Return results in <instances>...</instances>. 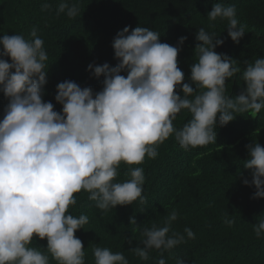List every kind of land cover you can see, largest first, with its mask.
Masks as SVG:
<instances>
[{"label": "clouds", "instance_id": "obj_1", "mask_svg": "<svg viewBox=\"0 0 264 264\" xmlns=\"http://www.w3.org/2000/svg\"><path fill=\"white\" fill-rule=\"evenodd\" d=\"M52 6L45 2L41 11ZM68 18L80 14L78 3L60 0L56 14ZM210 26L227 21V36L239 44L245 26L237 19L235 5L215 3L207 14ZM30 39L22 35L0 37V93L8 101L0 119V264H85L82 241L75 233L89 223L86 215L73 216L74 194L88 193V199L102 211L117 206L147 202L142 195L145 157L155 159L157 148L170 136L188 151L216 144V128L227 126L236 114L260 113L264 109V58L244 61V82L239 95L226 94V81L241 73L237 61L215 49L224 40L215 32L199 28L195 34L196 61L190 69V83L178 67V54L187 37L176 46L161 42L158 32L137 26L125 27L114 37L115 66L89 64L87 71L102 80L94 92L65 80L56 86V111L43 99L48 83L49 57L44 41L33 27ZM10 61V62H9ZM126 73V75H122ZM179 88V94L176 90ZM190 119L176 129L173 121L182 111ZM248 158L241 176L245 186L254 188L252 199H264V147L246 145ZM128 166V179L116 181L121 164ZM179 219L173 209L162 224L152 223L142 231L140 244L129 251L148 260L152 250L161 256L178 245L195 239L191 228L173 231ZM224 222L235 221L228 213ZM135 216L129 224L135 225ZM257 239L264 238V216L253 225ZM171 233V234H170ZM47 241L46 251L30 247L33 238ZM94 264H129L122 252L92 248ZM157 264H166L159 259ZM176 264H185L178 258Z\"/></svg>", "mask_w": 264, "mask_h": 264}, {"label": "trees", "instance_id": "obj_2", "mask_svg": "<svg viewBox=\"0 0 264 264\" xmlns=\"http://www.w3.org/2000/svg\"><path fill=\"white\" fill-rule=\"evenodd\" d=\"M45 2L52 7L41 11ZM59 2L0 0V37L16 34L30 39L31 29L36 27L43 39L49 57L43 99L51 101L56 111L62 108L54 99L60 82L71 80L82 88L101 90L103 77H92L87 67L104 63L115 66L112 42L125 27L130 31L137 26L147 27L160 34L162 43L172 46L180 37H187L177 58L185 83H190V69L196 61L197 30L203 27L215 32L224 40L215 51L236 60L241 68V73L226 81V94L231 97L239 95L244 87L240 79L246 68L244 61L264 58V0H68L79 4L80 14L75 18L63 13L58 16ZM215 3L235 5L238 22L245 26V36L239 44L227 36V21L217 20L210 26L207 14ZM176 91L182 95L179 88ZM7 102L0 93V119ZM236 116L227 126L216 128V144L185 151L170 136L158 146L155 159L145 157L141 165H134L144 170V205L135 201L102 211L87 198L88 193L74 194L77 203L69 207L68 213L89 218L84 229L75 233L84 246L85 264H94V246L122 252L129 264H157L159 259L176 264L178 258L185 264H264V238L257 239L253 231L257 219L264 216V199H252L255 189L245 186L241 179L250 178L243 168L248 158L246 145L257 142L264 147V109ZM190 118L186 110L182 111L173 125L180 129ZM127 171L128 166L122 163L114 182L128 179ZM173 209L179 212V219L172 230L183 233L185 227L191 228L195 239L186 237V243L163 256L159 250H152L146 261L133 255L127 240L132 239L131 247H143V229L152 223L162 224ZM226 212L235 221L232 226L224 222ZM132 216L135 225L129 224ZM30 247L46 251L47 241L34 237ZM50 264H56L51 257Z\"/></svg>", "mask_w": 264, "mask_h": 264}]
</instances>
